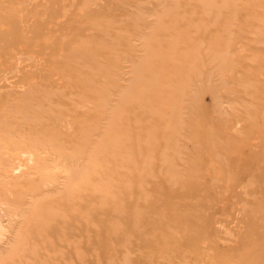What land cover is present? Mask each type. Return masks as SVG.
Here are the masks:
<instances>
[{"label":"rangeland","instance_id":"rangeland-1","mask_svg":"<svg viewBox=\"0 0 264 264\" xmlns=\"http://www.w3.org/2000/svg\"><path fill=\"white\" fill-rule=\"evenodd\" d=\"M0 211V264H264V0H0Z\"/></svg>","mask_w":264,"mask_h":264},{"label":"bare ground","instance_id":"bare-ground-1","mask_svg":"<svg viewBox=\"0 0 264 264\" xmlns=\"http://www.w3.org/2000/svg\"><path fill=\"white\" fill-rule=\"evenodd\" d=\"M20 164V163H19ZM20 166V165H19ZM16 169H17V166H16ZM15 170V169H14ZM16 172V171H15ZM48 185V184H47ZM69 188V187H68ZM18 210V209H17ZM1 212V211H0ZM12 214V213H11ZM6 230V228H5ZM4 232V229H3V226L1 225V222H0V240H1V236L4 235L3 234ZM4 239V238H3ZM5 240V239H4ZM3 241V240H2ZM6 242V241H5ZM1 244V243H0Z\"/></svg>","mask_w":264,"mask_h":264}]
</instances>
